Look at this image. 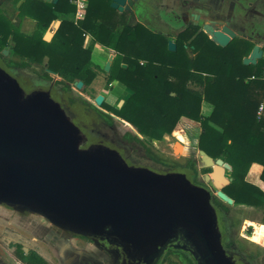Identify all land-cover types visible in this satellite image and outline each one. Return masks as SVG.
Here are the masks:
<instances>
[{
    "label": "water",
    "instance_id": "95a60500",
    "mask_svg": "<svg viewBox=\"0 0 264 264\" xmlns=\"http://www.w3.org/2000/svg\"><path fill=\"white\" fill-rule=\"evenodd\" d=\"M133 3L112 0L111 6L123 11ZM60 24L56 20L43 39L51 41ZM204 31L222 47L245 36L228 20L221 28L206 23ZM168 48L176 50V43L169 40ZM262 54L255 45L243 62L256 64ZM96 101L101 104L103 95ZM79 140L78 127L47 92L23 98L18 80L0 66V202L24 206L77 235L109 238L147 263L157 264L182 234L176 247L191 252L198 264H235L224 249L210 191L180 172L130 165L114 149H82ZM176 147L184 149L179 141ZM198 158L212 169L205 176L220 186L217 196L232 203L222 191L233 180L227 175L231 164L203 149Z\"/></svg>",
    "mask_w": 264,
    "mask_h": 264
},
{
    "label": "trees",
    "instance_id": "16d2710c",
    "mask_svg": "<svg viewBox=\"0 0 264 264\" xmlns=\"http://www.w3.org/2000/svg\"><path fill=\"white\" fill-rule=\"evenodd\" d=\"M111 2L88 0L84 18L76 22L64 17L51 42L43 39L44 34L21 32L0 17V48L11 40L14 53L21 58L8 64L47 61V70L88 83L97 75L92 44L84 46L90 34L93 42L117 52L109 81H119L132 91L114 112L139 133L157 139L171 133L183 116L201 122L199 148L232 166L233 180L222 191L236 203L261 207L264 222V190L246 179L251 164L258 162L264 181V107L260 109L264 105V58L245 64L243 58L253 48L252 42L237 38L222 47L197 25L180 34L176 50H169L164 35L141 22L133 23L129 12H120ZM75 10L72 0H23L20 4V14L45 28ZM204 100L213 104L207 116L202 115ZM177 132L178 128L173 132L176 137ZM189 165H196L194 158ZM257 169L254 165L250 175ZM210 194L219 212L229 210L217 195ZM16 256L26 264H49L35 251L25 254L20 247ZM189 263L197 264L193 257Z\"/></svg>",
    "mask_w": 264,
    "mask_h": 264
},
{
    "label": "rangeland",
    "instance_id": "374dc122",
    "mask_svg": "<svg viewBox=\"0 0 264 264\" xmlns=\"http://www.w3.org/2000/svg\"><path fill=\"white\" fill-rule=\"evenodd\" d=\"M22 1L0 0V17L7 19L17 30L32 35H43L49 28L54 29V21L47 28L39 25L36 27L31 17L20 14ZM155 8V6L150 8L148 16L144 17L139 14L145 13L148 8L142 5L138 6V14L131 15L132 22L141 21V23L148 24L147 26L153 30L156 29ZM94 46L92 44V48ZM0 50L2 49L0 48ZM4 50L7 51V55H1L0 51V62L18 77L25 91L52 87L55 92H60L67 85L69 88L67 99L77 107L68 108L61 102L60 105L74 124L81 125L85 138L81 145L82 149L89 146L94 138L96 143L116 148L130 165L148 167L160 173L176 171L184 173L187 177L192 176L193 182H201L207 190L218 195L220 186L207 181L205 176L212 169L204 167L198 158L199 137L202 132L201 122L183 116L175 128L180 131L177 132L178 137L174 136V129L171 133H166L162 138L157 139L139 133L136 128V130H132L128 121L126 122L114 112L115 105L112 106L113 108L111 107L115 115L108 114L111 121L104 117L105 110H101L99 107L97 111L90 109L89 102L92 101V98L88 95L92 93L93 96L96 92L104 94L110 102H116L119 98H127L129 95L122 85L115 82L116 80L114 81L115 86L103 85L101 63L113 61L114 66L117 61L116 51L108 54V51L105 53L95 48L92 52V60L96 61L93 64L97 72L95 80H97L98 88L88 87L84 90H75L73 81L68 80L62 74L47 70V61L42 64L29 63L27 66L9 65L8 61L19 62L21 60L14 53L11 40ZM188 52L191 53L190 49ZM48 73L51 75L50 78L47 76ZM208 113L207 108H202L203 116L209 115ZM134 137H138L140 140L134 139ZM178 141L184 145L182 151L176 150ZM190 158H194L196 161L194 167L189 165ZM196 174L201 180L200 182L196 178ZM227 175L233 178L232 170H228ZM222 201L229 207V210L219 212V220L225 229L224 244L231 253L236 255V258L245 261L246 264H264L262 208L244 203L228 204V200ZM0 241L3 242L0 261L5 264H26L16 256L18 247L25 254L35 251L49 264H68L67 260L74 255V251L81 253L83 259L103 258L102 249L93 239L67 232L53 225L42 214L1 203ZM190 260L192 261V256L188 252L176 250L166 255L160 264H190Z\"/></svg>",
    "mask_w": 264,
    "mask_h": 264
},
{
    "label": "flooded vegetation",
    "instance_id": "af4514ba",
    "mask_svg": "<svg viewBox=\"0 0 264 264\" xmlns=\"http://www.w3.org/2000/svg\"><path fill=\"white\" fill-rule=\"evenodd\" d=\"M194 4L195 3L192 0H155V7H156L155 8L156 9L155 10V12H156L155 15H156V17H155L154 21H155V24H156V30L160 34L164 35L168 39V41L172 40L175 43H176L177 39L179 38L180 34H184L185 32L191 30L192 26L197 25L199 27V30L204 31L205 24L206 23H211V22H210V20L207 22L206 19H203L202 15H198L197 13L194 12V9H195V5ZM200 4H203V3H200ZM143 14H144V17L148 16L149 10L147 9V11L145 13H143ZM211 24L215 28H221L224 25L223 24V25L220 26V23H218L216 25L213 24V23H211ZM242 38L248 40V38H246V37H242ZM176 48H177V43H176ZM0 51H1V55H7V52L5 53L4 49H2ZM9 62L10 61H8V63ZM107 63L108 62L106 61L102 65L103 80H104L103 85H107V86H111L112 87V86H115L114 85V81L113 80L109 81V76H110L111 71L113 69V61L110 62L109 70L106 69ZM0 66L2 68H4V70L8 74H10L14 78H16L18 80V82H19L18 77L16 75H14L9 70V68L5 67L1 62H0ZM48 71L53 73V71H50V70H48ZM47 76H48V78H50L51 75H49V73H48ZM96 76H95V78H93L88 83L83 82L81 87H78L77 84H76V82L80 81V80H74L73 83H74L75 90H84L85 88L87 89L88 87H91V89L92 88H96L97 89L98 85H97V80H95ZM48 78L46 77V79H48ZM20 85H21V83H20ZM91 89H90V91H91ZM68 90H69V88L67 87V85L64 86L63 91L61 89L60 92L59 91L55 92V90L52 87H50L48 89L39 88V89L31 90V91H28V92L23 89V98H27L30 94H34V93H38V92H47L51 96V98L59 105L60 109L67 116L66 112L61 107L60 102L62 104H64L66 107H68V108L73 107V106L77 107L76 105H74L71 102H69V100L67 99ZM91 93H92V91H91ZM98 95H103V101H102L101 104H98L97 101H96V98L98 97ZM88 97L92 98V101L89 102L90 109H94V110L97 111V108L99 107L101 110H105L103 112V114L107 115V116H109L108 114H110V113L115 115V113L111 110V107L114 106V105L116 107H119L118 103L120 102V100L121 99L125 100V98H119L116 102H110L106 95L99 94L98 92H96V94H94V96H93V93H92L91 95H88ZM68 119H69V117H68ZM74 125L77 126L78 129H79V135H80L79 147L81 148L83 140L85 139L84 135L82 133V127L79 124H74ZM95 147L110 148V149L116 150V152L119 153V151L116 148L111 147V146H103L100 143H96L94 138H92V142L86 148H95ZM86 148H83V149H86ZM141 167H144V166H141ZM165 173H168V172H165ZM170 173H178V172L176 171V172H170ZM181 174H183V176H185L184 173H181ZM195 176H196V178H198L197 174ZM185 177H187V176H185ZM191 177L192 176L187 177V178L190 180V182L192 184H194L196 186L204 187V185H202V183L200 182L201 180L199 178H198V180H199L200 183H195V182H193ZM0 203L4 204V205H9V206H14V207H21V208L27 209L26 207L20 206V205L8 204V203H3V202H0ZM215 209H216V212H217V215H218V227L220 229L223 228L222 232H223V236H224V233H225L224 225L219 220V210L217 209V207ZM65 231H67V230H65ZM67 232H69V231H67ZM70 233H72V232H70ZM75 235H77V234H75ZM181 235H180V238L178 240L173 241L172 244H170L165 249L164 253L162 254L161 259L159 260V262L157 264H160L161 261L164 259V257L166 255H168L170 252L176 251V250L188 252L194 258V256L192 255L191 252L176 247V245L179 244V242H181V239H182ZM86 237L93 239L99 245V247L102 249L103 258L99 257V258L94 259L92 257H89L87 259H83V256H82L81 253H78L77 251L76 252L74 251V255L67 260L68 264H152V262H153V261H151V262L147 263L144 259L139 258L138 256L132 255L124 247H122L120 244L114 242L113 240H111L109 238L100 237V236L99 237L86 236ZM223 246H224L226 254H227V256H228V258L230 259L231 262H233L235 264H246L245 261L236 258V255L231 253L228 250V248L224 244V240H223ZM194 260H195V258H194ZM196 263H197V261H196ZM0 264H5V263H2L0 261Z\"/></svg>",
    "mask_w": 264,
    "mask_h": 264
},
{
    "label": "crops",
    "instance_id": "0c3cea01",
    "mask_svg": "<svg viewBox=\"0 0 264 264\" xmlns=\"http://www.w3.org/2000/svg\"><path fill=\"white\" fill-rule=\"evenodd\" d=\"M84 1L88 4V0H84ZM133 1L134 3L130 6L129 9L123 10V11L129 12L130 16L133 14H138V6L142 5L148 8V10L150 8H153V6H155L154 0H133ZM192 1L195 3L194 4L195 13H197L198 15H202L203 19H206L207 22L210 20V22L215 25L220 23V26H221L225 24L226 20H228L230 27L234 29L235 31H242L245 35L244 37L248 38V40L253 43V47L255 45H259L262 48L263 50L262 58H264V0H192ZM200 3H203V4H200ZM123 11H120V12H123ZM139 15L144 16L143 13H140ZM64 17L72 18L75 21V12L70 13L68 15H60L59 19L62 20ZM31 20L35 22L36 27L39 25V23L35 19L31 18ZM142 23L145 25H148L144 22ZM154 30L157 31L156 29ZM27 34H30V33H27ZM53 37H55V35ZM237 38H242V36L237 35L236 38L234 39H237ZM90 44L95 45L93 50L96 48L105 53L108 51L107 52L108 54H111V52H115V50L109 47H106L99 42H93L92 36L90 34H87L85 38L84 46L88 47ZM251 51L246 56H249ZM91 57H92V54H91ZM93 62L95 63L96 61L94 60ZM104 63H101V64L103 65ZM115 82L117 84L122 85L124 90L129 92L128 94L132 92L131 89L126 87L123 83L119 81H115ZM202 108H207L209 111L208 114H210V112L213 109V104L204 100L202 102ZM127 123L129 124V127L132 130H136L135 127L131 123L129 122ZM254 165L258 167L257 169L258 171L256 172L255 175L252 176L250 175V170ZM262 170H263V166L260 163L253 162L248 170L246 179L249 182H252L258 185L259 187L263 188L264 190V181L261 179ZM233 203H236V202L234 200L232 201V203L228 202V204H233ZM261 222H262V219H261ZM2 244L3 242L0 241V250L3 249Z\"/></svg>",
    "mask_w": 264,
    "mask_h": 264
},
{
    "label": "built area",
    "instance_id": "2783aa9c",
    "mask_svg": "<svg viewBox=\"0 0 264 264\" xmlns=\"http://www.w3.org/2000/svg\"><path fill=\"white\" fill-rule=\"evenodd\" d=\"M74 4L76 5V10H75V21L77 22L78 20L84 18L86 14V8H87V3L84 0H73ZM264 78V74H263ZM264 105L262 104L260 109L262 110Z\"/></svg>",
    "mask_w": 264,
    "mask_h": 264
}]
</instances>
